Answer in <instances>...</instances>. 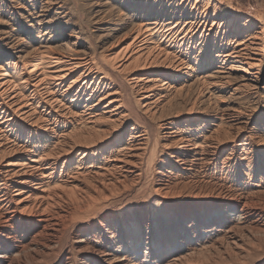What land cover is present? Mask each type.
Returning a JSON list of instances; mask_svg holds the SVG:
<instances>
[{
	"label": "bare ground",
	"instance_id": "6f19581e",
	"mask_svg": "<svg viewBox=\"0 0 264 264\" xmlns=\"http://www.w3.org/2000/svg\"><path fill=\"white\" fill-rule=\"evenodd\" d=\"M121 3L117 49L0 31V264H264V14Z\"/></svg>",
	"mask_w": 264,
	"mask_h": 264
},
{
	"label": "rangeland",
	"instance_id": "374dc122",
	"mask_svg": "<svg viewBox=\"0 0 264 264\" xmlns=\"http://www.w3.org/2000/svg\"><path fill=\"white\" fill-rule=\"evenodd\" d=\"M35 1L36 3L34 4V6L31 5L34 7V11H30L27 17H22V15L20 16L21 18L19 16H15L16 18H13V15H15L17 12H24V10H26L23 8L24 6L20 7L19 4L20 8H16L18 5L15 6V0H0V9H2L4 13H6L5 10L10 7L9 11L4 17L6 19H11L8 22L0 23V31L3 29L10 30V28L14 29L15 32H19L20 34H22L23 32L32 33L39 30L44 31V25L39 26L38 24H36L35 19L44 17L42 15H47L45 16L44 20L47 21L46 24L50 26L49 28H51L53 27V24L56 22L55 19L57 18L54 15V11H59L62 12L60 16L64 14L63 17L67 28L69 30H73L72 38H70V40H64L62 42H59V44H67V41H70V43L72 41L76 42L77 44L84 45V47H94L98 51H101L108 47H111L112 49H117L127 40L121 36L125 32V29H127V27L123 26L122 24L119 26V28L115 30H102L107 26H112L114 24L115 18H118V10H121L125 17L131 18L133 16V11L130 10L129 6H125L127 4H122L121 0H52V6L55 7L59 4L61 6V9H51L49 10V12L44 13L40 12L42 6L40 1L42 0ZM219 1H221V3L225 7L230 6L229 9H235L244 14H264V0ZM29 19H31V22L27 21ZM32 22H34V24ZM31 23L32 25L30 26ZM22 37H25V34H23ZM176 106L178 110L182 109L181 103H178ZM150 178L151 174L147 177L145 181L147 185L151 184L152 178ZM205 225L206 223L204 222L201 224V226L194 228L197 234L194 238H192L191 246H196L195 248H198V245H194L197 241H200V244L205 243L204 245L207 246L210 244V242L208 244L207 241L217 238L218 233L216 230L218 229L219 225H216V229L210 231L209 228L205 227ZM261 236L263 237L264 235Z\"/></svg>",
	"mask_w": 264,
	"mask_h": 264
}]
</instances>
